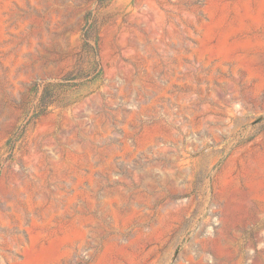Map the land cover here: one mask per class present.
<instances>
[{
	"label": "rangeland",
	"instance_id": "374dc122",
	"mask_svg": "<svg viewBox=\"0 0 264 264\" xmlns=\"http://www.w3.org/2000/svg\"><path fill=\"white\" fill-rule=\"evenodd\" d=\"M261 116L264 0H0V264H264Z\"/></svg>",
	"mask_w": 264,
	"mask_h": 264
},
{
	"label": "trees",
	"instance_id": "16d2710c",
	"mask_svg": "<svg viewBox=\"0 0 264 264\" xmlns=\"http://www.w3.org/2000/svg\"><path fill=\"white\" fill-rule=\"evenodd\" d=\"M89 20V17H88ZM95 24L92 22L86 23V27L84 30V43H83V54L82 57L84 59H88L89 66H83V60L80 59V63L78 68L72 70L62 76L59 80L47 81L42 85L36 84V88H42L41 95L39 98V107L40 111L46 110L49 106L57 104L62 98V94L65 93L68 87L75 85L76 79H81L79 82L83 83L86 81H91L98 77V68L99 60H98V46H97V33L95 30ZM95 31V32H94ZM82 63V64H81ZM254 124H260V126L264 127V116L256 118Z\"/></svg>",
	"mask_w": 264,
	"mask_h": 264
}]
</instances>
